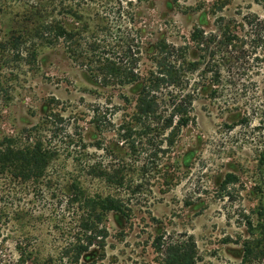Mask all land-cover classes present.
<instances>
[{"label":"rangeland","instance_id":"1","mask_svg":"<svg viewBox=\"0 0 264 264\" xmlns=\"http://www.w3.org/2000/svg\"><path fill=\"white\" fill-rule=\"evenodd\" d=\"M38 1L73 8L78 16H51L83 34L82 47L97 41L107 60L128 65L125 52L138 47L146 72L151 50L166 41L186 46L200 68L188 75L192 122L151 160L162 138L142 136L133 123L134 85L95 80L63 42L41 49L36 67L1 66L0 144L40 138L58 156L41 182L0 175V264H21V247L26 264H75L65 250L84 239L81 213L63 191L72 182L124 201L127 214L106 215L104 247L92 246L78 264H165L170 244H189L195 264H247L248 222L264 188V0H0L3 34ZM93 166L122 171L124 186L95 180Z\"/></svg>","mask_w":264,"mask_h":264},{"label":"trees","instance_id":"2","mask_svg":"<svg viewBox=\"0 0 264 264\" xmlns=\"http://www.w3.org/2000/svg\"><path fill=\"white\" fill-rule=\"evenodd\" d=\"M60 7L58 11L41 1L34 2L15 16L8 32L3 34L0 30V67H10L11 64L22 62L36 67L41 49L63 42L69 56L81 67L89 69L95 80L106 85L113 82L138 88L137 113L132 121L142 128V136H153V140L162 138L158 143L153 142L151 160L157 159L160 152L166 151L161 148L164 144L168 149L173 148L182 129L192 122L191 109L195 94L188 91L191 85L188 75L199 70L200 62L188 58L186 46L178 47L166 41H160L151 50L153 66L146 72H141L138 68L141 52L137 46V50H132V46H129L125 52V58L131 60L128 65L111 58L107 60L102 57V52L98 51L97 41L85 43L86 47H82V42L85 41L83 34H75L72 30H67L61 22L54 20L51 13L79 15L73 8L68 9L64 4ZM192 41L199 47L205 44L203 32H195ZM93 55L96 56L95 62L89 58ZM169 89L172 90L169 92L171 94L163 97L164 91ZM166 100L167 108L162 107ZM127 131L133 132V128ZM152 132L154 133L151 134ZM148 140L151 142V139ZM131 150H136L134 144H131ZM56 156L57 152L46 146L40 138L24 145L6 140L0 144V175L22 184L41 182L46 178ZM121 172L114 170L109 173L107 169L93 166L89 175L95 180L104 181L110 187L120 188L125 184V177ZM259 190L260 201L255 212L256 218H249L248 222L251 239L247 240L245 246L244 258L247 264L264 262V188ZM63 191L68 192L67 203L76 206L81 213L80 229L84 240L79 241L73 250H65V257L70 258L73 253V263L78 264L92 246L99 244L104 247L108 232L102 223L109 212L127 217L125 202L111 194L90 195L80 182H72L65 186ZM18 249L19 262L26 264V255L30 253L25 248ZM68 250L69 252H66ZM192 250L189 244H170L165 249V264H195Z\"/></svg>","mask_w":264,"mask_h":264}]
</instances>
